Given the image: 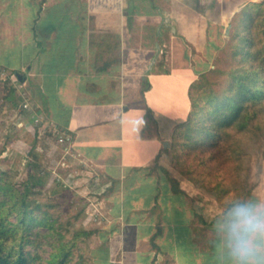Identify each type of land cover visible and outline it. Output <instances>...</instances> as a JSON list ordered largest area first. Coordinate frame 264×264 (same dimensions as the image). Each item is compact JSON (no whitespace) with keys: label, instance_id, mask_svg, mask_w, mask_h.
<instances>
[{"label":"crops","instance_id":"0c3cea01","mask_svg":"<svg viewBox=\"0 0 264 264\" xmlns=\"http://www.w3.org/2000/svg\"><path fill=\"white\" fill-rule=\"evenodd\" d=\"M252 3L264 0H0V68L20 72L18 104L87 167L112 231L109 264H220L210 226L225 205L193 202L183 184L199 178L171 142L191 70H209Z\"/></svg>","mask_w":264,"mask_h":264},{"label":"trees","instance_id":"16d2710c","mask_svg":"<svg viewBox=\"0 0 264 264\" xmlns=\"http://www.w3.org/2000/svg\"><path fill=\"white\" fill-rule=\"evenodd\" d=\"M231 24V34L219 49L230 63L225 81L215 89L208 75L203 74L190 84L171 142L172 157L181 171L186 175L197 172L199 176L202 168V179L212 184L208 189L215 191L220 200L226 190L221 179L210 181L211 167H238L243 152L237 136L261 131L258 120L264 113V3L243 8ZM18 101L13 100L12 105ZM29 153L31 171L22 183V192L9 171L0 170V264H83L80 244L86 241L87 233L78 228L70 234L60 225L54 205L37 201L35 195L44 188L39 176L43 170L36 146ZM238 180L242 181L240 192L232 188L225 206L234 198L254 199V186L247 185L248 177L241 180L238 176Z\"/></svg>","mask_w":264,"mask_h":264},{"label":"rangeland","instance_id":"374dc122","mask_svg":"<svg viewBox=\"0 0 264 264\" xmlns=\"http://www.w3.org/2000/svg\"><path fill=\"white\" fill-rule=\"evenodd\" d=\"M229 27L228 38L232 30L231 23ZM228 38L224 40L220 48L225 45ZM178 56L180 55H177V58ZM183 59L185 61L183 66L188 71L187 68L191 69L193 62L191 63L185 57ZM211 63L209 70L200 72L196 76L191 70L192 78L198 79L201 75L207 74L214 88L219 89L225 81V72L230 63L226 54L219 52V49ZM10 72L16 75L18 73L15 70ZM21 91L20 87L10 82L0 81V170L9 171L13 181L22 192V183L31 171L29 161L32 158L29 151L31 147L36 146V151L39 153L40 171L46 172L45 175L43 172L41 175L37 172L44 181V188H41L35 195L37 201L40 204H53L60 225L70 230V234L78 228L85 229L87 239L80 244L83 264H109L106 258L109 255L112 231L104 229L108 216L105 214L104 203H100V198L92 193L94 189L88 188L90 178L84 172L87 167L69 157L68 154L62 153L47 125L42 124L38 129V126L34 125L27 116L29 114L27 111L21 114L19 106L22 101L16 106L12 105L13 100L21 98L19 94ZM258 122L261 125L259 133L251 131L237 136L243 152L238 167H233V165L211 167L210 181L221 179L226 190L221 200L215 191L214 195L205 193V190H208L212 184L202 179L201 175L205 174L202 168H199L201 173L199 176L197 172L192 174L199 178L198 182L196 181L198 188L190 183L183 184L184 189L193 194V202L196 198L198 199L200 208H208L213 210L212 212L221 209L228 202L233 189L240 192L238 186L242 181H237L238 176L241 180L248 177L247 185L254 186L251 191L254 199H264V113ZM230 168L231 173L228 172ZM80 169L84 170L80 171ZM53 190H56V193L53 194ZM196 190L197 193H195Z\"/></svg>","mask_w":264,"mask_h":264},{"label":"clouds","instance_id":"9594fccd","mask_svg":"<svg viewBox=\"0 0 264 264\" xmlns=\"http://www.w3.org/2000/svg\"><path fill=\"white\" fill-rule=\"evenodd\" d=\"M210 227L220 264H264V199L234 198Z\"/></svg>","mask_w":264,"mask_h":264},{"label":"built area","instance_id":"2783aa9c","mask_svg":"<svg viewBox=\"0 0 264 264\" xmlns=\"http://www.w3.org/2000/svg\"><path fill=\"white\" fill-rule=\"evenodd\" d=\"M0 81L1 82H10V83H12V85L20 87V89L23 88V82H21L14 73L8 72L4 68H0ZM20 93H21L20 94L21 96H24V93L22 91ZM19 107H20L21 111L29 110L30 104H29L27 99H24ZM32 121H33L34 125H38L41 121V118L38 116H34L32 118ZM57 141L60 144H65V143H68L70 141V138L68 136H64V135L60 134L58 136ZM65 153L67 154L68 152L66 151Z\"/></svg>","mask_w":264,"mask_h":264},{"label":"water","instance_id":"95a60500","mask_svg":"<svg viewBox=\"0 0 264 264\" xmlns=\"http://www.w3.org/2000/svg\"><path fill=\"white\" fill-rule=\"evenodd\" d=\"M229 33V29L227 30V34ZM18 78H20V72L17 73Z\"/></svg>","mask_w":264,"mask_h":264}]
</instances>
